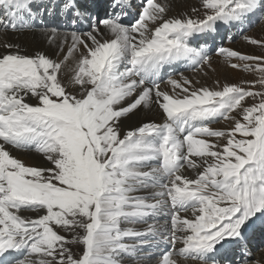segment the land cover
<instances>
[{
    "label": "snow or ice",
    "instance_id": "1",
    "mask_svg": "<svg viewBox=\"0 0 264 264\" xmlns=\"http://www.w3.org/2000/svg\"><path fill=\"white\" fill-rule=\"evenodd\" d=\"M256 22L264 0H0V264H258ZM214 57L241 77L178 71Z\"/></svg>",
    "mask_w": 264,
    "mask_h": 264
},
{
    "label": "bare ground",
    "instance_id": "2",
    "mask_svg": "<svg viewBox=\"0 0 264 264\" xmlns=\"http://www.w3.org/2000/svg\"><path fill=\"white\" fill-rule=\"evenodd\" d=\"M195 2H196L195 0H174V11H186L187 10V6L194 5ZM262 28H264V24L263 23H261V25L257 26L256 29H254V30L252 29L250 32L251 33H255V34H259L260 33L259 35H262V34H264V32L261 31ZM213 66L216 69V71L213 72V71L209 70L207 75H204L203 73L196 74V73H193V72H188V73L186 72V73H184V75L189 76L193 80H199L202 84H205V85H212L214 80L217 77L227 78L229 81H233V82H235L238 79V75L239 74L237 72L225 67L223 65V62H222V60L220 58L214 57V65ZM197 86H199V85H197ZM223 124H224L223 121H221L220 124L213 125V126L221 127V126H223ZM24 158L29 163H31L32 160H33V157H31V156H26ZM263 250H264V248H263ZM258 263L259 264H261V263L264 264V252H262L261 257H259Z\"/></svg>",
    "mask_w": 264,
    "mask_h": 264
},
{
    "label": "rangeland",
    "instance_id": "3",
    "mask_svg": "<svg viewBox=\"0 0 264 264\" xmlns=\"http://www.w3.org/2000/svg\"><path fill=\"white\" fill-rule=\"evenodd\" d=\"M196 1V0H195ZM264 24V23H263ZM259 25H261V22H256V23H253L252 24V26L248 29V34H255V33H251L250 31L253 29H256V27L257 26H259ZM234 29H237V28H234ZM237 31H239L238 29H237ZM250 32V33H249ZM260 34V33H259ZM259 34H255V35H259ZM262 35H264V34H262ZM226 42H228L227 44L229 45V46H231V47H233V48H237V49H241V50H244V51H249V52H251V51H253V49L252 48H250V47H248L244 42H243V40H242V38H241V34L239 35V37H234L233 38V40H230V41H226ZM229 42H231V43H229ZM245 44V45H244ZM246 48V49H245ZM179 71V70H178ZM179 72H183V73H188V72H191L190 70L189 71H179ZM239 75H238V79L241 77V75H242V73H240V72H237ZM187 76V75H186ZM176 78H178V77H176ZM221 122H219V123H217V124H215V125H218V124H220ZM224 123V122H223ZM262 252H264V250H262V251H259V252H257V253H255V257L256 258H254L256 261H258V259H259V257H261V254H262ZM259 254V255H258ZM258 255V256H257ZM259 264V263H258ZM261 264H263V263H261Z\"/></svg>",
    "mask_w": 264,
    "mask_h": 264
}]
</instances>
